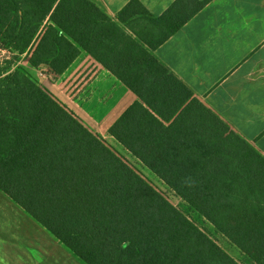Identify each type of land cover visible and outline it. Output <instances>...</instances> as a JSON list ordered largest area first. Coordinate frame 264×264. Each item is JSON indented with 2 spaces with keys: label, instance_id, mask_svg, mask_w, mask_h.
Wrapping results in <instances>:
<instances>
[{
  "label": "trees",
  "instance_id": "obj_1",
  "mask_svg": "<svg viewBox=\"0 0 264 264\" xmlns=\"http://www.w3.org/2000/svg\"><path fill=\"white\" fill-rule=\"evenodd\" d=\"M176 3L153 17L130 0L115 21L92 0H0V50L25 53L30 65H50L59 74L82 48L145 100L180 89V142L130 141L131 108L109 134L264 264V156L191 99L151 51L186 22L173 13ZM140 20L153 30L135 32ZM148 104L162 116L155 102ZM231 134L245 154L227 148ZM0 190L85 264H234L100 136L18 70L0 73Z\"/></svg>",
  "mask_w": 264,
  "mask_h": 264
},
{
  "label": "crops",
  "instance_id": "obj_2",
  "mask_svg": "<svg viewBox=\"0 0 264 264\" xmlns=\"http://www.w3.org/2000/svg\"><path fill=\"white\" fill-rule=\"evenodd\" d=\"M92 1L117 21L130 0ZM200 1L139 0L153 17L177 2L173 13L179 20L187 18L151 51L192 92L191 99L264 156V0H210L204 6ZM152 30L144 20L134 25L135 32ZM56 76L54 86L61 89L63 102L80 105L83 126L125 154L139 160L109 134V128L129 108L130 141L180 142V89L147 94V101L82 48ZM148 102H155L162 116ZM174 108L177 112L170 114ZM0 264L85 263L0 190Z\"/></svg>",
  "mask_w": 264,
  "mask_h": 264
},
{
  "label": "rangeland",
  "instance_id": "obj_3",
  "mask_svg": "<svg viewBox=\"0 0 264 264\" xmlns=\"http://www.w3.org/2000/svg\"><path fill=\"white\" fill-rule=\"evenodd\" d=\"M16 70L25 73V75L31 81L35 82L36 85H38L41 89H45L56 103L64 107L82 124L79 108L80 105L78 106L72 102L67 105V102H63L61 89H56L54 86L56 79H58L54 68L46 64H40L34 67L29 64L28 56L25 53L18 54L6 49H1L0 73L7 75L9 73L15 72ZM71 90L74 92V89H69V92ZM67 100L70 101L68 98ZM234 138L235 134H231L229 136V139L226 141L227 148L245 154L246 151L242 141H235L233 140ZM103 140L107 145H111L110 147L113 149V151L119 155L128 165H130L144 180H146L164 200H166L180 213L181 216L187 219L202 233L208 236L210 240L217 244L218 247L232 259L234 264H260L244 254L235 244H233L226 236L220 233L208 220H206L199 213V211L186 203L166 180L160 179L154 172H151L152 170L150 171L148 167L143 165L133 156H129V154H125L121 150L116 149L111 144L110 140L105 138ZM231 141L233 142L231 143Z\"/></svg>",
  "mask_w": 264,
  "mask_h": 264
}]
</instances>
